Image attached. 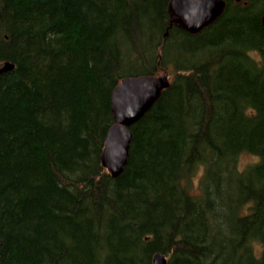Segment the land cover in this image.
<instances>
[{
	"label": "trees",
	"instance_id": "obj_1",
	"mask_svg": "<svg viewBox=\"0 0 264 264\" xmlns=\"http://www.w3.org/2000/svg\"><path fill=\"white\" fill-rule=\"evenodd\" d=\"M169 2L0 0V264H264V0ZM165 69L112 176L111 90Z\"/></svg>",
	"mask_w": 264,
	"mask_h": 264
},
{
	"label": "water",
	"instance_id": "obj_2",
	"mask_svg": "<svg viewBox=\"0 0 264 264\" xmlns=\"http://www.w3.org/2000/svg\"><path fill=\"white\" fill-rule=\"evenodd\" d=\"M221 0H171L174 12L170 20L181 21L188 29L196 30L211 20L220 10ZM264 22V16H263ZM14 64L3 61L0 73ZM169 85L168 70L160 74H135L123 76L112 88L110 108L114 122L108 127L100 153V161L112 176L124 168L131 139L130 125L136 122L156 101L163 88ZM153 264H166V257L157 251Z\"/></svg>",
	"mask_w": 264,
	"mask_h": 264
},
{
	"label": "rangeland",
	"instance_id": "obj_3",
	"mask_svg": "<svg viewBox=\"0 0 264 264\" xmlns=\"http://www.w3.org/2000/svg\"><path fill=\"white\" fill-rule=\"evenodd\" d=\"M257 159V156L251 153H242L239 157L238 165L240 167H243L245 164H247L250 161H253ZM201 170L198 169L191 178V190L197 191L199 190V177H200Z\"/></svg>",
	"mask_w": 264,
	"mask_h": 264
},
{
	"label": "bare ground",
	"instance_id": "obj_4",
	"mask_svg": "<svg viewBox=\"0 0 264 264\" xmlns=\"http://www.w3.org/2000/svg\"><path fill=\"white\" fill-rule=\"evenodd\" d=\"M13 18V17H12ZM19 18V17H18ZM16 23V22H15ZM12 25V24H11ZM16 28V27H15ZM19 28V27H18ZM17 28V29H18ZM26 29V28H25ZM51 32V31H50ZM166 35V34H165ZM12 37V36H11ZM23 38V37H22ZM30 38V37H29ZM48 39V38H47ZM20 40V39H19ZM24 40V39H23ZM176 40V39H175ZM4 41V40H3ZM172 41V40H171ZM170 42V41H169ZM7 43V42H6ZM26 43H27V41H26ZM174 43V42H173ZM21 44V43H20ZM164 44H165V42H164ZM16 45V44H15ZM22 46V45H21ZM23 47V46H22ZM175 47V46H174ZM16 48V47H15ZM27 48V47H26ZM0 49H2V48H0ZM47 49V48H46ZM146 49H147V47H146ZM22 50V49H21ZM25 50V49H24ZM15 51V50H14ZM20 51V50H19ZM159 51V50H158ZM185 52V51H184ZM171 53V52H170ZM2 54V53H1ZM149 54V53H148ZM184 54V53H183ZM190 54V53H189ZM166 55V54H165ZM164 55V56H165ZM172 55V54H171ZM187 55V54H186ZM191 55V54H190ZM189 55V56H190ZM167 56V55H166ZM171 57V56H170ZM179 57V56H178ZM164 58V57H163ZM172 58V57H171ZM144 59V58H143ZM4 60V59H3ZM9 60V59H8ZM168 60V59H167ZM45 61V60H44ZM168 62H169V60H168ZM186 62V61H185ZM34 63H35V61H34ZM173 63V62H172ZM184 65V64H183ZM44 68V67H43ZM27 72V71H26ZM128 73V72H127ZM140 73V72H139ZM143 73V72H142ZM136 74V73H135ZM35 79V78H34ZM27 80V79H26ZM37 81V80H36ZM34 84V83H33ZM26 85V84H25ZM37 87V86H36ZM35 87V88H36ZM29 95H31V94H29ZM157 100V99H156ZM152 106V105H151ZM168 114V113H167ZM161 119V118H160ZM159 119V120H160ZM164 119V118H163ZM159 122V121H158ZM188 124V123H187ZM104 127H106V126H104ZM162 127H163V125H162ZM168 127V126H167ZM184 128V127H183ZM187 128V127H186ZM189 129V128H188ZM192 129V128H191ZM103 130V129H102ZM105 131V130H104ZM195 131V130H194ZM103 133V132H102ZM161 133V132H160ZM204 133V132H203ZM164 135V134H163ZM186 135V134H185ZM197 136V135H196ZM195 136V137H196ZM200 136H201V134H200ZM229 137V136H228ZM186 138V137H185ZM189 138V137H188ZM191 138V137H190ZM224 138V137H223ZM233 138H235V137H233ZM184 139V138H183ZM206 139V138H205ZM202 140V139H201ZM204 140V139H203ZM182 141V140H181ZM192 141V140H191ZM223 141V140H222ZM237 141V140H236ZM193 142V141H192ZM235 143V142H234ZM228 144V143H227ZM132 145V144H131ZM193 145V144H192ZM217 145V144H216ZM219 145V144H218ZM230 146V145H229ZM221 148V147H220ZM130 149V148H129ZM136 149V148H135ZM209 150V149H208ZM129 152H130V150H129ZM128 152V153H129ZM224 154V153H223ZM219 158V157H218ZM215 159H217V158H215ZM221 159V158H220ZM198 161V160H197ZM137 162V161H136ZM211 162V161H210ZM214 162H216V161H214ZM127 163V162H126ZM134 163V162H133ZM213 165V164H212ZM104 168V167H103ZM130 174V173H129ZM105 176V175H104ZM136 177V176H135ZM140 177H141V175H140ZM181 178V177H180ZM128 179V178H127ZM100 180H101V178H100ZM105 181V180H104ZM135 181H137V180H135ZM142 182H143V180H141ZM137 183V182H136ZM128 184H130V183H128ZM221 193V192H220ZM226 193V192H225ZM124 207V206H123ZM181 223V222H180ZM133 226V225H132ZM169 228V227H168ZM171 230V229H170ZM162 231H164V230H162ZM166 232V231H165ZM162 253V252H161ZM164 254V253H163ZM153 257V256H152Z\"/></svg>",
	"mask_w": 264,
	"mask_h": 264
}]
</instances>
